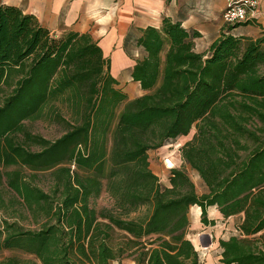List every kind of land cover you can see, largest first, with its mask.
I'll list each match as a JSON object with an SVG mask.
<instances>
[{"label":"trees","instance_id":"trees-1","mask_svg":"<svg viewBox=\"0 0 264 264\" xmlns=\"http://www.w3.org/2000/svg\"><path fill=\"white\" fill-rule=\"evenodd\" d=\"M236 25L205 52L199 32L170 18L144 28L131 76L145 93L128 100L89 33L57 35L0 5V186L13 194L0 192V252H16L0 264H204L188 238L195 205L203 225L216 224L211 207L238 218L219 240L221 263L264 264V33L238 36ZM42 118L63 134L26 128ZM193 128L180 151L202 193L184 167L163 184L150 162ZM103 192L113 205L97 210Z\"/></svg>","mask_w":264,"mask_h":264},{"label":"crops","instance_id":"crops-1","mask_svg":"<svg viewBox=\"0 0 264 264\" xmlns=\"http://www.w3.org/2000/svg\"><path fill=\"white\" fill-rule=\"evenodd\" d=\"M228 2L229 0H0V5L16 6L24 13L34 15L41 25L57 35L66 31L89 33L99 43L105 57L110 59L111 73L118 80V87L131 100L145 93L141 84L131 76L136 60L144 55V50L137 44L142 30L149 26L160 27L163 18H170L180 22L188 31L199 32L200 35L194 39L195 48L198 52H205L219 38L223 28L230 25L223 19ZM232 32L238 36H261L264 33V0H259L255 14L238 23ZM196 207L201 213V208ZM212 211L218 215L211 219H223L216 207L209 209V213ZM229 219L238 221L237 217ZM212 247L218 250L215 254L209 253L204 264H223L220 262L219 241L217 244L213 243ZM133 264L136 263L133 261Z\"/></svg>","mask_w":264,"mask_h":264},{"label":"rangeland","instance_id":"rangeland-1","mask_svg":"<svg viewBox=\"0 0 264 264\" xmlns=\"http://www.w3.org/2000/svg\"><path fill=\"white\" fill-rule=\"evenodd\" d=\"M241 23V22H240ZM124 104H121L119 111L123 108ZM25 126L28 130L32 131L35 134H39L46 139L55 140L63 134V129L60 125L51 123L48 120L42 118L37 120H27ZM196 132V128H193L188 136H182L176 140L170 141L159 149L152 150L150 152V162L152 170L159 176L163 184H169L170 172L173 168H181L183 166V160L181 157V147L189 140H191ZM39 146H34L32 149L38 150ZM2 170L4 169L1 167ZM189 176L195 182L197 190L199 193L204 191V185L199 175L191 169L189 166L184 167ZM15 167H8L7 170H14ZM5 170V169H4ZM26 172H29L26 170ZM39 184L48 189L49 181L48 175L44 177L41 176ZM0 192L3 194L6 202L12 198L13 194L10 193L6 183L3 186H0ZM93 207L97 210H100L105 207H112L113 201L108 196L106 192H103L100 197L93 199L91 201ZM27 213V212H26ZM0 214H3V211H0ZM218 213L212 211L209 213L210 218L217 217ZM136 216V214H133ZM189 217L191 225L188 231V238L194 243L195 247L199 252H201V258L204 262L206 256L211 253L215 254L218 250L216 247H212L213 243L217 244L220 239H226L232 234H235V223L237 220L229 219L224 220L222 218L216 219L217 223L214 226L205 227L201 222V213L200 210L196 207H192L189 211ZM22 224L26 228H36L38 225L31 219L22 220ZM207 245V246H202ZM213 248V249H212ZM13 251H3L0 252V259L6 256L15 254ZM133 257H125L122 261H114L112 264H133ZM135 262V261H134Z\"/></svg>","mask_w":264,"mask_h":264},{"label":"built area","instance_id":"built-area-1","mask_svg":"<svg viewBox=\"0 0 264 264\" xmlns=\"http://www.w3.org/2000/svg\"><path fill=\"white\" fill-rule=\"evenodd\" d=\"M259 6V0H229L223 19L227 24H236L246 21L254 15Z\"/></svg>","mask_w":264,"mask_h":264}]
</instances>
